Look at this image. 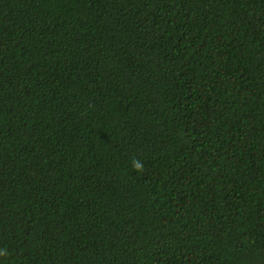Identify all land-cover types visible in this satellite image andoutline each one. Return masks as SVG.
Segmentation results:
<instances>
[{
    "label": "trees",
    "instance_id": "obj_1",
    "mask_svg": "<svg viewBox=\"0 0 264 264\" xmlns=\"http://www.w3.org/2000/svg\"><path fill=\"white\" fill-rule=\"evenodd\" d=\"M0 264H264V0H0Z\"/></svg>",
    "mask_w": 264,
    "mask_h": 264
},
{
    "label": "clouds",
    "instance_id": "obj_2",
    "mask_svg": "<svg viewBox=\"0 0 264 264\" xmlns=\"http://www.w3.org/2000/svg\"><path fill=\"white\" fill-rule=\"evenodd\" d=\"M134 168H135V170H137V171H142V164H140V163H136V164L134 165Z\"/></svg>",
    "mask_w": 264,
    "mask_h": 264
}]
</instances>
